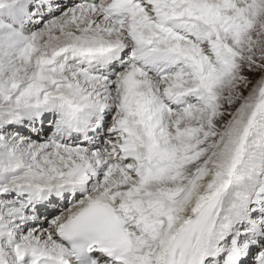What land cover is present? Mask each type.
<instances>
[{
	"label": "snow or ice",
	"instance_id": "obj_1",
	"mask_svg": "<svg viewBox=\"0 0 264 264\" xmlns=\"http://www.w3.org/2000/svg\"><path fill=\"white\" fill-rule=\"evenodd\" d=\"M0 264H264V0H0Z\"/></svg>",
	"mask_w": 264,
	"mask_h": 264
}]
</instances>
